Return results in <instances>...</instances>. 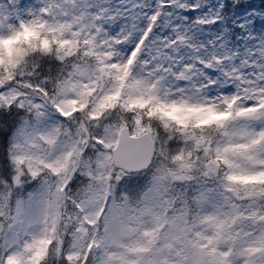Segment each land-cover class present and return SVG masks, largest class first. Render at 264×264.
<instances>
[{
    "label": "snow or ice",
    "instance_id": "obj_1",
    "mask_svg": "<svg viewBox=\"0 0 264 264\" xmlns=\"http://www.w3.org/2000/svg\"><path fill=\"white\" fill-rule=\"evenodd\" d=\"M0 264H264V0H0Z\"/></svg>",
    "mask_w": 264,
    "mask_h": 264
},
{
    "label": "rangeland",
    "instance_id": "obj_2",
    "mask_svg": "<svg viewBox=\"0 0 264 264\" xmlns=\"http://www.w3.org/2000/svg\"><path fill=\"white\" fill-rule=\"evenodd\" d=\"M254 2V1H253ZM255 3V2H254Z\"/></svg>",
    "mask_w": 264,
    "mask_h": 264
},
{
    "label": "trees",
    "instance_id": "obj_3",
    "mask_svg": "<svg viewBox=\"0 0 264 264\" xmlns=\"http://www.w3.org/2000/svg\"><path fill=\"white\" fill-rule=\"evenodd\" d=\"M261 1V0H260Z\"/></svg>",
    "mask_w": 264,
    "mask_h": 264
}]
</instances>
